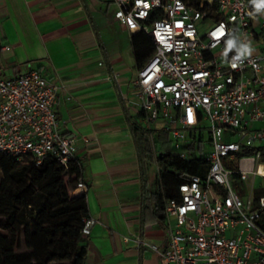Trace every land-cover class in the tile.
Instances as JSON below:
<instances>
[{"label":"built area","instance_id":"1","mask_svg":"<svg viewBox=\"0 0 264 264\" xmlns=\"http://www.w3.org/2000/svg\"><path fill=\"white\" fill-rule=\"evenodd\" d=\"M114 16L130 32L143 31L154 46L134 81L150 132L164 120L180 158L201 156L191 142H208L205 171L183 172L171 196L164 192L165 247L138 238L158 256L159 264H264V194L256 197V180H264V52H255L257 28L264 12L250 0H113ZM223 25V36L214 33ZM230 33L250 41L252 55L232 67L235 52L225 57ZM0 42V151L37 165L54 156L82 169L78 143L88 138L62 132L55 104L66 89L39 68L14 76L3 74ZM207 130V137H204ZM254 149L253 153H248ZM87 189L80 179L77 188ZM88 235L97 219L83 218Z\"/></svg>","mask_w":264,"mask_h":264},{"label":"crops","instance_id":"2","mask_svg":"<svg viewBox=\"0 0 264 264\" xmlns=\"http://www.w3.org/2000/svg\"><path fill=\"white\" fill-rule=\"evenodd\" d=\"M113 0H0V42L5 76L39 68L49 80H62L55 112L65 134L88 138L78 143L90 215L97 219L84 235L88 264H159L157 254L138 238L162 247L165 219H159L147 191L158 189L159 134L164 120L153 124L156 166L144 167L133 123L143 113L134 81L140 63L136 45L148 40L114 16ZM255 52H264V31L257 28ZM158 135V138L156 137ZM168 139L172 144L171 135ZM173 146V145H172ZM68 178V177H67Z\"/></svg>","mask_w":264,"mask_h":264},{"label":"trees","instance_id":"3","mask_svg":"<svg viewBox=\"0 0 264 264\" xmlns=\"http://www.w3.org/2000/svg\"><path fill=\"white\" fill-rule=\"evenodd\" d=\"M140 33L148 40L142 48L136 45V57L142 64L152 55L154 46L145 32L134 34ZM132 128L141 161L147 167L154 161L148 131L141 123H133ZM168 135L167 131L159 134L158 163L164 192L171 196L184 179L182 173H202L206 159L201 139L188 145L201 156L184 160ZM254 151L249 149L248 153ZM78 171L76 164L66 167L54 156L37 165L32 157L20 160L0 151V264H88L82 233L83 218L90 214L88 200L85 193L72 194L78 184ZM147 191L154 200L156 214L164 220L162 192L153 188ZM263 194L264 183L255 190L257 198ZM21 231L26 250L18 252L16 246Z\"/></svg>","mask_w":264,"mask_h":264},{"label":"clouds","instance_id":"4","mask_svg":"<svg viewBox=\"0 0 264 264\" xmlns=\"http://www.w3.org/2000/svg\"><path fill=\"white\" fill-rule=\"evenodd\" d=\"M253 6L254 12L259 14L264 12V0H250ZM225 32L224 26L221 25L220 28L214 33L215 36H223ZM234 51L235 56L233 57L232 67H237L238 63H242L247 57H250L254 51L250 41L241 39L234 33H230L228 39L226 40L225 57L228 52Z\"/></svg>","mask_w":264,"mask_h":264},{"label":"rangeland","instance_id":"5","mask_svg":"<svg viewBox=\"0 0 264 264\" xmlns=\"http://www.w3.org/2000/svg\"><path fill=\"white\" fill-rule=\"evenodd\" d=\"M112 11H115V8L112 6ZM207 134H208V132H207V130H204V137H207ZM157 138H158V135L156 136ZM205 149L206 150H209L210 149V145H209V143L208 142H206L205 143ZM151 165H150V168L151 169H155L156 168V166L154 165V164H152V163H150ZM256 183H257V187H259V186H261V184L262 183H264V180L262 179V178H258L257 180H256ZM16 250L18 251V252H21V251H25L26 250V245H25V240H24V236H23V231H21L20 233H19V236H18V243H17V246H16Z\"/></svg>","mask_w":264,"mask_h":264}]
</instances>
